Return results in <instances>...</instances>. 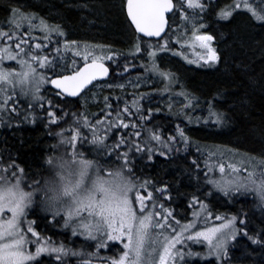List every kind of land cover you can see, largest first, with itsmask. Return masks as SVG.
I'll list each match as a JSON object with an SVG mask.
<instances>
[{"label": "snow or ice", "instance_id": "1", "mask_svg": "<svg viewBox=\"0 0 264 264\" xmlns=\"http://www.w3.org/2000/svg\"><path fill=\"white\" fill-rule=\"evenodd\" d=\"M211 6V0H126L130 26L142 34L137 36L131 53L145 52L152 61V71L171 81L172 74L160 71L156 58L158 52L170 50L169 21L174 24L179 12L185 30L190 26L194 39L207 50L208 55L202 57L205 62L219 61L216 49L210 45L213 36L199 34L207 26L201 22L200 13ZM236 10L246 11L251 19L264 26V0H234L221 9L218 17L228 19ZM8 25L7 29L0 25V122L5 113L9 118L13 113L21 115L18 105L23 98L27 101L23 118L35 120V110L40 108L49 125L60 128L54 133L58 143L53 147L63 146V151L48 156L46 163L51 175L41 179L29 176L15 161L0 162V264H73V261L74 264H193L197 260L200 264H230V243L241 233L253 244L264 246V230L250 234L244 219L214 214L208 203L198 197H193L189 204L192 219L182 222V218L175 217L173 210L160 202L161 196L171 198L167 186L158 188L155 182L136 176L133 152L151 159L158 146L160 155H166L165 150H174L172 142L177 137L168 136L165 140L154 127H148L151 110L146 114L135 98L125 99L122 109L117 103L113 110L109 97L105 96L108 111L104 118L95 115L89 118L86 108L89 85L96 87L94 81L109 76L110 66L104 61H111L117 55L103 52L108 46L84 44L81 49L77 41L65 40L62 52L57 39L56 55L52 56L48 51L52 36L63 38L65 32L60 25L49 23L36 13L24 12L20 5L10 7ZM35 32L42 33V39L48 43L34 42L38 39L33 35ZM143 37H159L164 43L154 46L149 42L142 49ZM69 52L70 61L65 55ZM58 68L62 69L59 73ZM127 70L125 65L124 71ZM48 84L59 90L54 96L65 105L78 104L79 99H84L85 111H64L59 101L47 97L44 89ZM119 87L123 89L124 85ZM180 95L189 101L184 107L194 109L188 94L181 91ZM184 116L192 122L193 117L187 112ZM200 119L196 117L197 121ZM61 121L67 127L61 126ZM210 121L223 123V114L211 106L205 123ZM176 130L187 147L189 138L180 125ZM113 154L119 164L111 159ZM215 156L216 152H208L209 159ZM202 171L205 183L228 201L237 195H251L264 208V156L246 154L238 163L227 164L221 158L216 164L206 160ZM156 192L161 196L155 195ZM36 205L50 214L52 221L60 218L62 230L71 233L70 240L80 237L88 243L72 247L63 239L57 241L39 231L37 221L29 218ZM213 217L219 223L208 227ZM238 221L244 227H239Z\"/></svg>", "mask_w": 264, "mask_h": 264}, {"label": "trees", "instance_id": "2", "mask_svg": "<svg viewBox=\"0 0 264 264\" xmlns=\"http://www.w3.org/2000/svg\"><path fill=\"white\" fill-rule=\"evenodd\" d=\"M22 1L33 3L32 0H0V25L9 18L10 7L14 5L23 7ZM47 4L55 7L65 17V20L61 23L62 25L56 22L66 35L63 38H58L56 35L52 36V43L49 44L48 49L52 56L56 55L55 41L57 39H60L59 47L63 52L65 40L69 41L70 37H77V35L72 34L74 28L78 31L76 34H90V38L96 37L105 40L103 43L77 41L81 49H83L84 44L90 46L105 45L108 47H105L103 52L117 54L113 60L104 61L110 66L111 77L107 82L97 83V86L93 87L94 90L98 88V96L94 104L87 101L89 118H94V115L99 116L101 119L104 118L105 113L108 111L104 103L105 96L109 97L113 110H115L117 103L120 104L122 109L125 99L131 101L135 98L142 105L146 114L148 110H151L148 127H154L165 140L168 136L177 137V140L172 142L174 150L170 152L165 150L166 155H160L157 146V151L151 159H148L146 154L139 152H133L132 156L134 158V170L138 178H147L155 182L158 188L167 186L170 199L161 196L159 192H156L155 195L161 196L160 202L171 208L173 215L182 218V222L185 220L182 215L185 212L189 213L190 207L188 205L193 202V197H198L200 200L209 197V189L212 188L205 183L202 171L205 168L206 160L210 164H216L218 158H221L227 164L234 162L231 151L236 153L242 151V148L245 147L244 155L253 156L250 148H256L259 144L264 145L263 141L260 143L262 140L260 134L264 133V96L260 94L259 89L254 90V83L257 82L256 79H251V76L254 77V75L250 74L249 70V72L244 70L245 67H243V70L231 67L232 69L228 73L226 72L227 74L219 75L218 67L213 61L201 64L198 56L192 55L193 48L191 45L190 48L189 45L183 46L177 43L178 38L181 40L177 19L174 24H171V32L168 31L170 50L158 52L157 54V58L169 56L172 59V64L169 65H173L175 69L170 72L169 70L166 71L172 74L170 81L169 79L164 80L163 77L152 71L151 61L145 52L131 53L130 50L136 42L137 35L125 16L123 0H100L97 4H100L101 12L106 15L102 20L95 19L94 16L89 15V12L82 8H70L67 4L54 0H45L43 2L44 6L37 7L41 11H35L37 13L44 12V15H46L45 5ZM86 6L91 7L89 4ZM83 14L90 21L98 23L99 27L96 25L88 27V23L82 19ZM80 15H82L81 18ZM177 15L179 16V12H177ZM38 17L41 16L38 15ZM48 22L55 24L53 21ZM260 27L263 28L264 26ZM33 35L38 38L34 42L48 43V41L42 39V33L35 32ZM249 41L250 39L247 41V45H249ZM149 42L153 43L154 46L157 43H164L163 40L148 41L143 39L141 42L142 49H146ZM249 46L248 49H253L255 46L254 41ZM241 47L247 48L245 43ZM96 51L100 52L101 50L96 49ZM251 54L253 52L248 53V55ZM65 55L69 61L72 59L71 52L65 53ZM5 63H12L13 66H16L14 62L6 61ZM125 65H127V71H124ZM252 67L258 68V65H252ZM158 69L160 70V68ZM56 71L59 73V68ZM172 71H175V73ZM108 84H111L112 87L101 88V85ZM121 84L124 85L123 89L119 87ZM44 91L49 99L59 101L64 111H85L84 99L78 98V104L65 105L63 100L54 96L57 91L52 89L50 85L45 87ZM181 91L188 94L191 103L195 105L194 109L184 107L189 101L185 96L180 95ZM90 92H88V96ZM170 93L171 96H177L183 100L182 113L176 109L167 110L163 105L162 108L154 107V104H162L160 100L170 95ZM141 96L143 99H140ZM117 97H119V100H117ZM209 106L213 107L216 112L223 114L222 124L211 121L205 123V119L208 118L209 114ZM18 107L21 115L13 113L9 118L8 113H5L3 121L0 122V162L15 161L25 169V173L29 176L36 179L47 177L51 175V169L46 163L48 156L59 155L63 151V146L53 147L58 143V138L54 133L59 131L60 128L55 124L49 125L46 115L40 108L35 110V120H32L31 117L25 120L23 118L27 108L25 99H20ZM59 111L60 109H57V112ZM185 112L193 117L191 123L185 118ZM196 117H202V119L197 121ZM68 120L70 122L71 117ZM177 125H180L189 138L187 147L179 138V133L176 130ZM61 126L67 127V124L61 121ZM121 131L127 132L128 130L122 129ZM115 138L119 140L120 137L116 135ZM233 140H235L233 146L232 143L228 144ZM109 142L111 143V140ZM230 146L233 147V150H230ZM210 150L216 152L217 156L209 159L208 152ZM111 159L114 160L115 164L120 163V161L115 160L114 154ZM194 161L199 164V168H197ZM241 197L245 198L233 200L224 206L213 198L209 202L213 210L220 209L225 213L237 215L244 219L246 229L250 234L260 233L261 230H264V212L255 210L256 202L251 195ZM182 208L185 210L184 213H180ZM29 218L37 221L38 230L46 236H50L57 241L63 239L66 244L76 243L73 241L76 238L69 240L70 231L62 230V225L59 222L60 218L58 217L56 221H52L50 214L43 212L42 209L40 210V205H36L31 209ZM238 226L244 227V225L239 224V221ZM244 237L246 236L241 233L239 239L235 240L229 247V257L233 260H231V264H264V246L253 244L251 240ZM238 256H240L239 260Z\"/></svg>", "mask_w": 264, "mask_h": 264}, {"label": "rangeland", "instance_id": "3", "mask_svg": "<svg viewBox=\"0 0 264 264\" xmlns=\"http://www.w3.org/2000/svg\"><path fill=\"white\" fill-rule=\"evenodd\" d=\"M54 1H59L60 3H64L65 5L67 4L70 8H76V9H84L85 11H88L89 15L94 16L95 19H103L106 15L104 12H101L100 9V4L98 5L97 3L100 2V0H54ZM94 1V2H92ZM99 1V2H98ZM33 3H27L25 1H22V9L24 12H32V13H37L36 11L39 10V12L41 11V9H38V6H44L43 2H45V0H32ZM234 0H211L212 6L207 8V10L204 13H200V15L203 17V20L201 22L205 23L207 26L203 29H200L199 34H210L214 37L215 39V44L211 45V47L216 49V52L219 56V61L216 62V67H218V74L219 75H223L226 72L228 73L230 69H232L231 67H235L238 70H247V72H249L250 74H253L254 77L251 76V79H256V83H254L255 87V91H257L258 89L260 90V94L264 96V27H260L261 25L259 23H257L256 21H254L253 19L250 18V14L247 13L246 11L243 10H236L233 12V15L228 18V19H220L218 17L219 12L221 11V9H225L227 6L233 4ZM32 4V5H31ZM33 4H35L36 6H34ZM89 4V6H91L90 8L87 7L86 5ZM45 11H46V15H44V12L41 13H37L39 16L43 17L44 19L48 20V21H53L57 23H59L60 25H62L61 23L65 20L63 17V15L61 13H59L55 7H52L51 5L49 6L48 4L45 5ZM36 10V11H35ZM188 12H191V10H187ZM82 15H80L79 17L81 18ZM8 17H9V13H8ZM88 17H86L85 14H83L82 19L85 20L88 23V27H91L90 25H96L98 26V23H95V21H90V19H87ZM92 18V17H91ZM230 22V24H229ZM58 24V25H59ZM259 24V25H258ZM2 25L4 26L5 29H7L9 27L8 25V19L6 22L2 23ZM258 25V26H257ZM99 27V26H98ZM71 28V27H70ZM178 29L180 30V34H181V40H179L180 42L178 44L181 45H190L192 46V55H197L198 58L200 59V63L203 64L205 62V59L202 57H206L208 55V52L206 49L201 48L199 46V42H197L194 39V36L192 34V29L189 26L187 28V30H185V28L183 27V22H179L178 21ZM72 30V29H71ZM78 31L75 30V28L72 30V34L73 35H77L74 37H70L69 41L75 40V41H85V42H105V40L103 39H98L96 37L90 38L91 35H80V34H76ZM250 39L249 41V45H251V43L254 41L255 46L253 47V49H248L250 46L247 45V41ZM245 43V46H247V48H243L241 46H243ZM256 47V48H255ZM191 48V47H190ZM189 48V49H190ZM253 52V54L248 55V53ZM151 61V60H150ZM172 59L168 57H162V58H156V66L158 68H160L161 71L166 72L167 70H169V72L173 69H175V67L173 65H169L171 63ZM152 64V61L150 62V65ZM172 64V63H171ZM252 65H258V68H254L252 67ZM249 70V71H248ZM59 71L61 72L62 69L59 68ZM175 73V71H172ZM226 73V74H227ZM249 74V75H250ZM164 80H168L166 78L163 77ZM154 81V80H153ZM250 81V80H248ZM50 84L46 85L45 87L49 86ZM101 88H108L107 85H104ZM98 89V88H97ZM97 89H91V92L89 93V96L86 97L87 101H89L91 104L96 103V99H97ZM133 89V88H131ZM257 89V90H256ZM162 102V104H154V107H160L163 105L165 109L167 110H173L176 109L178 112L182 113L183 112V100L177 96H171L170 95L166 96L165 98H163L162 100H160ZM87 110H89V107H87ZM92 111V110H91ZM262 136V140L260 143H262V141L264 142V133L260 134V137ZM234 141V142H233ZM231 141L228 144L235 143V140ZM237 142V141H236ZM230 146V150H233V147ZM235 147V146H234ZM243 147V146H242ZM241 147V148H242ZM240 148V149H241ZM251 150V154L253 156L256 157H262L264 156V145L259 144V146H257L256 148H250ZM244 150L245 147L242 148V151L233 153V151H231L232 154V159L234 160L233 163H238L240 161V159L242 157H244ZM209 197L208 199L205 200H201L204 202H207L209 205V208L213 211L214 214H228L223 212L220 209H216L213 210L212 206L209 202V200L211 198L216 199V202H220L223 206L224 205H228L229 202L226 197H224L221 193L213 190V189H209ZM250 196V195H248ZM241 198H245V197H241L239 195L235 196L233 198V200H238ZM253 199V198H252ZM232 200V201H233ZM256 202V211H263L264 212V208L259 206V201L254 199ZM188 205V204H187ZM189 206V205H188ZM41 206H40V210H41ZM184 213L185 210L184 208L180 209V213ZM191 212L192 209L190 208L189 213L187 214L186 212L182 215V217L185 219L183 222H187L188 220L192 219L191 216ZM179 213V211H178ZM181 215V214H179ZM229 216H231V214H228ZM242 219V218H241ZM219 223L218 221L213 219L209 220L208 222V227L213 226L214 224ZM238 224V222H237ZM62 228V226H61ZM60 230V228H59ZM246 238V237H244ZM239 239V235L236 238V241ZM70 240V239H69ZM76 243H69L70 246L72 247H78L81 244H85L88 242H85L82 238L80 237H76L75 240H73ZM235 241H232L230 243V246L232 245V243ZM229 246V247H230ZM117 247H119L117 245ZM195 248H197L198 250L200 249V246H195ZM102 252L104 250H101ZM240 256H238V260H239ZM232 258L230 259V264L232 263ZM193 264H200V261H193Z\"/></svg>", "mask_w": 264, "mask_h": 264}, {"label": "water", "instance_id": "4", "mask_svg": "<svg viewBox=\"0 0 264 264\" xmlns=\"http://www.w3.org/2000/svg\"><path fill=\"white\" fill-rule=\"evenodd\" d=\"M125 10H126V5H125ZM127 14V13H126ZM168 15H171V14H168ZM129 20V19H128ZM129 22H130V20H129ZM132 28L134 29V26H132ZM168 31V29L166 28V32ZM136 34H138L139 36H142V34H139V33H136ZM162 36L164 35L163 33L161 34ZM144 39H147V40H153V41H158V40H161V38H159V37H152V38H148V37H143ZM105 65L106 66H108L106 63H105ZM110 76H111V70L109 71V76L108 77H105V78H103V79H101V80H99V81H94L93 83L95 84V83H97V82H104V81H107L109 78H110ZM51 87L55 90V91H59L58 89H55V87L53 86V85H51ZM92 87V85H89V88H91ZM85 91H87V89L85 90ZM81 95H83V93L81 94ZM68 99H77V98H68Z\"/></svg>", "mask_w": 264, "mask_h": 264}, {"label": "flooded vegetation", "instance_id": "5", "mask_svg": "<svg viewBox=\"0 0 264 264\" xmlns=\"http://www.w3.org/2000/svg\"><path fill=\"white\" fill-rule=\"evenodd\" d=\"M174 2H175V0H174ZM125 5H126V0H123V10H124L125 16H126V18H127V14H126V10H125ZM127 19H128V18H127ZM176 19H177V22H178V21L181 22V20H180V18H179L178 15H177ZM128 22H129V20H128ZM129 23H130V22H129ZM170 24H172V21H170Z\"/></svg>", "mask_w": 264, "mask_h": 264}]
</instances>
